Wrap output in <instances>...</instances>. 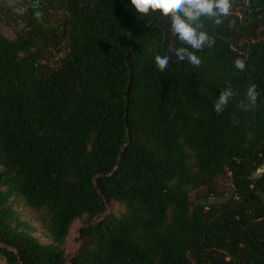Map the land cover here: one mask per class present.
I'll use <instances>...</instances> for the list:
<instances>
[{"label": "trees", "instance_id": "1", "mask_svg": "<svg viewBox=\"0 0 264 264\" xmlns=\"http://www.w3.org/2000/svg\"><path fill=\"white\" fill-rule=\"evenodd\" d=\"M38 4L14 12L13 39L0 32V260L264 264V0H231L220 25L203 21L201 64L163 71L155 55L177 60L187 46L158 13L140 16L130 0ZM6 15L0 6V24ZM251 84L259 95L245 111Z\"/></svg>", "mask_w": 264, "mask_h": 264}, {"label": "clouds", "instance_id": "2", "mask_svg": "<svg viewBox=\"0 0 264 264\" xmlns=\"http://www.w3.org/2000/svg\"><path fill=\"white\" fill-rule=\"evenodd\" d=\"M130 5L140 16L158 13L167 18L171 32L177 36L182 45L187 46L174 49L177 60H186L194 66L201 64L195 51L212 43L203 21L210 20L220 25L223 18L228 16L232 6L231 0H130ZM189 48L194 51H190ZM154 63L158 70H165L169 65V55L156 54ZM234 67L243 72L246 67L245 61L236 59ZM256 87L255 84H251L247 88L245 94L247 103L241 101L239 105L243 110L249 111L255 107L259 95ZM232 97L233 92L230 87L221 91L214 103V111L221 114Z\"/></svg>", "mask_w": 264, "mask_h": 264}, {"label": "rangeland", "instance_id": "3", "mask_svg": "<svg viewBox=\"0 0 264 264\" xmlns=\"http://www.w3.org/2000/svg\"><path fill=\"white\" fill-rule=\"evenodd\" d=\"M38 3L39 0H34L33 7H39ZM0 6H3L5 11L9 10L11 13V16L6 15V19L0 24V32L4 37L8 39H13L14 32L11 24H14L12 20L14 12L17 11L20 13H24L29 7V0H0ZM222 184L223 185H220V191L226 192L229 187L228 181L224 179ZM120 210L121 209L118 206L114 205L108 209V213L113 212L117 214ZM22 218L36 229L35 236L38 237L41 242H49L47 238V233L43 227V223L41 222L40 217L37 213L25 209L22 212ZM85 221L86 217L82 218L81 220H77L73 223L70 229L69 236L67 237L66 244L63 247L67 257H70L77 252L80 246L79 242L77 241L78 231L84 225ZM0 264H4V262L0 260Z\"/></svg>", "mask_w": 264, "mask_h": 264}, {"label": "water", "instance_id": "4", "mask_svg": "<svg viewBox=\"0 0 264 264\" xmlns=\"http://www.w3.org/2000/svg\"><path fill=\"white\" fill-rule=\"evenodd\" d=\"M33 6H34V0H31V7H32V9H33L35 12H37V13L40 12L39 7L34 8ZM149 27H150V28H156L157 25H155V24H150ZM140 28H141V26H136V27H134L133 29H131L130 33L133 34L135 31L139 30ZM162 29H163V31H164V35H165V37H166L165 29H164V28H162ZM213 39L216 40L217 37H214ZM129 48H130V47H128V53H127V56L129 55ZM204 48H205V47H203L202 49H204ZM169 60H170L171 63L182 62V61H177V60H175V59H172V58H170V57H169ZM184 61H185V60H184ZM128 67H129V69H130V66H129V65H128ZM125 119H126V116H125Z\"/></svg>", "mask_w": 264, "mask_h": 264}]
</instances>
